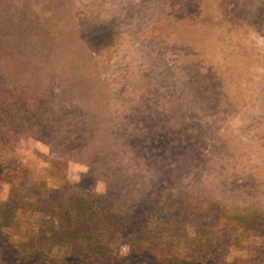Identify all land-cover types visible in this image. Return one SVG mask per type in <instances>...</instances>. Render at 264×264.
<instances>
[{"label": "rangeland", "instance_id": "obj_1", "mask_svg": "<svg viewBox=\"0 0 264 264\" xmlns=\"http://www.w3.org/2000/svg\"><path fill=\"white\" fill-rule=\"evenodd\" d=\"M0 264H264V0H0Z\"/></svg>", "mask_w": 264, "mask_h": 264}]
</instances>
